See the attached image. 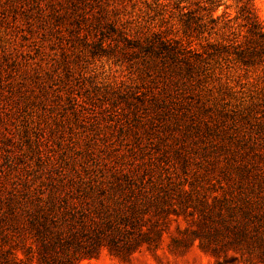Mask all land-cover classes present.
Segmentation results:
<instances>
[{
  "label": "trees",
  "instance_id": "1",
  "mask_svg": "<svg viewBox=\"0 0 264 264\" xmlns=\"http://www.w3.org/2000/svg\"><path fill=\"white\" fill-rule=\"evenodd\" d=\"M208 1L212 31L221 0ZM108 2L48 6L93 57L136 61L156 74L151 91L124 101L144 118L152 149L145 162L109 178L49 176L25 197L0 182V264H78L103 251L127 260L142 249L155 255L164 245L184 251L195 243L215 264L230 250L264 264V26L252 0H237L238 15L225 24L241 20L244 42L207 44L203 52L156 36L131 38ZM211 61L225 80L216 101L191 91ZM249 75L252 86L229 85Z\"/></svg>",
  "mask_w": 264,
  "mask_h": 264
},
{
  "label": "rangeland",
  "instance_id": "2",
  "mask_svg": "<svg viewBox=\"0 0 264 264\" xmlns=\"http://www.w3.org/2000/svg\"><path fill=\"white\" fill-rule=\"evenodd\" d=\"M49 1L0 0V182L24 197L26 191L44 188L49 176L109 178L116 169H129L134 160L140 165L143 157L145 162V153L152 149L144 118L131 114L124 101L136 92L151 91L156 74L146 73L136 61L116 63L93 57L68 22L57 20ZM108 1L110 16L131 38L156 36L203 52L207 44L242 43L247 36L241 20L225 25L227 16L238 15L237 0H221L212 12L219 18L212 31L208 0ZM252 2L264 26V0ZM218 71L214 65L210 73L201 75L192 93L218 100L225 82ZM242 82L252 86L254 76L229 79L237 92ZM215 261L195 243L184 251H169L164 245L155 255L142 249L127 260L103 251L78 264ZM217 261L257 264L231 250L221 253Z\"/></svg>",
  "mask_w": 264,
  "mask_h": 264
}]
</instances>
